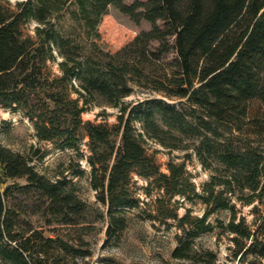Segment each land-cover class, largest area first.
<instances>
[{
  "label": "trees",
  "instance_id": "16d2710c",
  "mask_svg": "<svg viewBox=\"0 0 264 264\" xmlns=\"http://www.w3.org/2000/svg\"><path fill=\"white\" fill-rule=\"evenodd\" d=\"M111 6L151 29L107 50L99 26ZM32 20L35 35H26ZM94 106L116 108V122L84 120ZM0 107L28 118L39 140L72 150L67 170L89 173L100 204L82 199L67 175L52 180L0 144V264H86L83 237L48 236L25 214L83 229L107 215L120 241L126 211L139 205L135 174L149 180L148 196L159 190L152 217L177 223L173 257L214 264L217 253L196 240L219 228L232 243L225 264H264V0L0 2ZM151 143L185 160L170 158L165 172ZM194 156L210 172L200 189L187 168ZM19 195L32 199L28 209L13 202ZM176 196L183 202L172 208ZM186 201L203 204V214L180 215ZM221 211L228 220L210 221Z\"/></svg>",
  "mask_w": 264,
  "mask_h": 264
},
{
  "label": "rangeland",
  "instance_id": "374dc122",
  "mask_svg": "<svg viewBox=\"0 0 264 264\" xmlns=\"http://www.w3.org/2000/svg\"><path fill=\"white\" fill-rule=\"evenodd\" d=\"M19 1L22 0H0L3 5L12 7ZM125 1L128 4L134 2V0ZM37 25L36 21L32 20L28 22L23 27L24 34L34 36ZM151 27L150 22L142 21L140 24H137L130 16L121 12L118 8L111 6L99 26L101 34L100 43L107 50L116 51L132 41L140 32L149 30ZM170 58H172V55ZM134 98L136 96H132L128 100ZM104 112L105 115H99ZM117 112L116 108L110 106H94L83 114V119L113 124L117 120ZM0 144L16 152L30 156L33 159L32 163L35 168L52 180H58L62 174L67 175L75 183L82 199L94 206L100 205L97 202L96 192L90 184L89 173L83 177H75L67 170L74 156L73 151L69 149L62 150L51 142L39 140L33 124L23 114L13 113L0 107ZM151 145V152L156 149L159 150L155 155L161 165V169L165 172H167V164L170 158L174 157L178 162L185 160L184 153L181 151L169 153L168 149L162 146L155 143H151ZM37 152L43 153L44 156L36 157L35 154ZM80 163L89 170L84 160ZM187 168L192 174L198 189H200L201 185L209 179V170L205 169L195 156L187 161ZM134 180L136 181L134 193L139 199V205L126 211L127 228L123 232L120 241H116L114 235L108 233L109 218L107 215L98 219L92 229L56 223L48 225L41 214L34 215L35 213H30V211L25 214V217L31 220L35 227L43 229L48 236L58 234L72 243L80 242V237H83L88 242L85 248L92 252V255L81 259L86 264H205L173 257V251L178 246L176 236L180 233L177 223L173 219H169L166 222L154 219L152 216L158 213L155 199L160 194L159 190L156 186H151L149 190L152 191V195L148 196L145 187L148 186L149 180L136 174L134 175ZM18 181L24 182L22 179ZM178 200L183 202L180 196L172 199V208L178 205ZM31 201L30 196L26 195H19L13 200L18 206L23 205L25 209H28ZM185 207H192L194 215L201 216L204 212L203 204L199 202L193 204L186 201L184 202V206H181L179 209L180 215L185 213ZM249 210L250 207H244L242 208V213L247 215L248 219L251 220L252 216L249 214ZM228 218L229 213L221 211L212 216L210 221L216 224L217 219L226 221ZM220 233L221 229L216 228L211 232L201 235L196 240V248L199 251L213 250L217 253L218 259L214 264H225L229 261V247L232 243L227 234Z\"/></svg>",
  "mask_w": 264,
  "mask_h": 264
}]
</instances>
